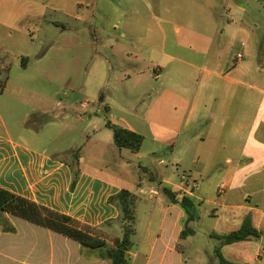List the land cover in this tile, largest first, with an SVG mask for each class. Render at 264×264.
<instances>
[{"label": "crops", "instance_id": "0c3cea01", "mask_svg": "<svg viewBox=\"0 0 264 264\" xmlns=\"http://www.w3.org/2000/svg\"><path fill=\"white\" fill-rule=\"evenodd\" d=\"M142 1L147 9L140 18L137 16V9L131 8L125 0H118L116 3L118 8H126L125 18L134 20L123 18L118 22L121 35L128 37L131 43L136 40L149 43L151 32L158 29L164 35V44L167 45L214 46L227 40L226 31L232 34L239 28L245 30L246 16H255L252 19L256 26L259 25L257 22L260 21L261 14L264 16L261 9L256 10L249 3L246 4L249 0ZM91 4L99 7L97 0ZM12 6L10 26L22 14L31 15L37 10L49 8L48 5L30 0H13ZM219 27H225L223 33ZM114 29L118 28L114 26ZM206 30L215 32H203ZM172 35L175 38L173 42ZM242 45L246 46V43L243 42ZM197 52L205 56L207 61L211 56L208 51ZM239 54L243 58L238 59L237 63L245 58L243 53ZM175 59L163 52L162 62H155L157 70L154 72L157 73L161 90L156 89V96L146 117L159 126L163 123L160 111L169 97H176L184 108L192 106L186 121L193 116L195 100L191 102L182 98L164 81L170 72V63ZM179 60L189 66L195 65L187 56ZM229 65L230 61L226 60L223 68L228 69ZM232 74L235 76H231ZM215 75L222 79L223 86L219 88L220 92L217 88L213 89L215 93L210 92L211 104H205L208 124L201 144L205 145L206 150H199L193 165L198 176L202 179L208 177L210 173L207 170L220 152L215 165L219 179L217 183L207 184L206 181L198 182L196 178L192 181L197 182L196 185L187 188L192 184L189 182L186 183L187 187H179L178 191L185 192L194 203L190 221L185 209L170 200L164 208H160L161 213H157V203L160 200L158 196L160 189L164 187L163 182L155 179L148 162L144 166L139 162L138 166L149 174L150 183L145 184L141 178L133 176L134 159L145 157L141 149L139 152L128 148L119 149L114 142L116 158L113 166L103 163L95 155L86 157L80 150L71 153L72 161H69L51 154L47 148L38 149L29 142L14 138L0 117V188L97 229L96 234L107 242L104 248H90L49 228L0 211V264H112L103 255L115 246L116 238L122 237L120 231L123 235V228L121 210L110 202V198L123 189L130 190L138 197L139 194L147 196L154 203L148 213L140 243L132 241L129 264H188L182 242L195 233L193 229L197 224H204L206 219L207 230L204 229L203 232L206 231L212 238L216 236V256L220 249L229 262L264 264V86L248 83L240 78L242 73L235 70L228 74L216 72ZM127 76L133 78L131 74ZM146 76L147 73L141 71L134 74L140 83L138 87L143 86ZM183 84L188 85V82ZM227 84L232 87H227ZM219 98L223 103L215 104ZM27 116L28 124L38 118L35 114ZM186 123L180 121L179 126L185 127ZM113 125L134 131L126 122H121L120 126ZM29 130L40 132L38 126H35V130ZM181 142L184 148L194 147L195 137L190 136L184 141L180 138ZM204 156L207 164L202 166ZM180 161L183 163L182 157ZM156 180L159 194L152 195L151 190L157 189L154 186ZM137 210L138 207L136 214ZM249 215L261 236L258 239L222 245L217 236L238 230ZM3 223L8 224L6 228ZM187 225L192 234L181 239V233ZM137 232L136 228V234ZM206 255L211 262L213 253L208 251ZM197 264L205 263L199 261Z\"/></svg>", "mask_w": 264, "mask_h": 264}, {"label": "rangeland", "instance_id": "374dc122", "mask_svg": "<svg viewBox=\"0 0 264 264\" xmlns=\"http://www.w3.org/2000/svg\"><path fill=\"white\" fill-rule=\"evenodd\" d=\"M30 1L48 5L49 8L37 10L31 15L22 14L10 26L13 0H0V90L3 81H6L4 92L0 94V117L14 138L29 142L38 149L47 148L51 154L69 161H72L71 153L80 150L86 157L95 155L103 163L113 166L116 147L113 131L106 124L110 121L120 126L121 122H126L145 138L141 148L145 157L141 156L140 160L133 158V176L141 178L145 184L150 183L149 174L138 166L139 162L142 166L148 162L155 179L163 182L157 213L169 201L163 191L165 187L174 191H178L180 186L187 187L183 175L189 176L192 183L187 188L196 185L197 182H192L196 178L201 183H217L219 175L215 172V165L220 152L207 170L210 173L208 177L202 179L198 176L193 165L199 150H206L201 142L206 136L208 124L205 104H211L210 92L216 88L220 92L219 88L223 86L216 72L228 74L239 71L243 80L264 86L262 14L258 26L252 19L255 16H246V29H236L232 34L226 31L227 40L222 43L179 46L164 44L166 40L158 29L151 32L147 44L137 40L131 43L128 37H123L118 22L125 18L126 8H118V0H97L99 7L91 4L96 0ZM125 2L137 9L139 18L147 9L142 0ZM248 3L250 7L264 12V0L246 1ZM114 26L118 29L115 30ZM224 28L219 27L220 32L223 33ZM203 32L210 34L215 31ZM173 36L171 42L175 40ZM243 42L246 46H241ZM197 50L208 51L211 54L208 61ZM163 52L176 58L170 63V72L164 81L176 94L195 102L193 116L186 121L192 106L184 108L176 97L167 98L160 111L163 123L159 126L150 122L146 115L156 96V89L161 90L154 70H157L155 62H162ZM240 52L245 58L237 63ZM184 56L195 65L189 66L179 60ZM226 60L230 61L228 69L223 68ZM137 71L147 73L142 87H138L140 83L134 77ZM130 74L133 76L131 79L127 76ZM186 81L188 85L183 84ZM227 87L232 85L227 84ZM222 101L219 98L214 103L221 104ZM27 114L38 115V118L28 124ZM180 121L183 124L187 122V125L180 127ZM35 126L40 132L29 130H35ZM190 136L195 137V145L184 148L180 138L184 141ZM201 162L202 166L207 164L205 156ZM156 181L154 186L158 189ZM153 204L147 196L139 194L138 232L132 239L135 243L141 241ZM204 221V224H197L193 229L195 233L182 242L188 264L199 261L220 264L214 253L218 241L216 236L212 238L209 233L203 232L207 230L208 220ZM120 234L122 236L121 231ZM208 251L213 253L211 262L206 255Z\"/></svg>", "mask_w": 264, "mask_h": 264}, {"label": "trees", "instance_id": "16d2710c", "mask_svg": "<svg viewBox=\"0 0 264 264\" xmlns=\"http://www.w3.org/2000/svg\"><path fill=\"white\" fill-rule=\"evenodd\" d=\"M5 83L6 81H3L0 93L3 92L6 86ZM102 98L103 95H101V100H103ZM107 109L109 108L107 107ZM107 127L113 131L114 142L119 149L128 148L133 152L140 151L145 139L143 135L127 128L116 127L110 121L107 122ZM163 191L171 203L180 204L185 209L189 216L188 221H190L192 217L191 208L194 206L191 198L183 191H174L166 187ZM137 201L138 196L128 189H123L110 198V202L116 204L121 210L123 228L122 237L116 238L114 240L115 246L108 249L103 255L104 258L110 259L112 264H129V251L133 246L132 239L136 234ZM0 211L11 213L37 225L49 228L90 248H104L107 245L106 240L94 232L95 228L83 225L68 215L38 205L3 188H0ZM3 225L6 228L8 224L3 223ZM190 234H192V231L187 225L181 233V239L187 238ZM260 236V231L254 227L253 220L249 215L244 220L241 228L225 235H218L217 238L222 245H231L258 239ZM217 256L220 264H235L227 261L221 254L220 249L217 250Z\"/></svg>", "mask_w": 264, "mask_h": 264}, {"label": "built area", "instance_id": "2783aa9c", "mask_svg": "<svg viewBox=\"0 0 264 264\" xmlns=\"http://www.w3.org/2000/svg\"><path fill=\"white\" fill-rule=\"evenodd\" d=\"M242 58H243V55H242V54H239V55H238V59H242ZM161 163H162V162H161ZM189 179H190L189 176L183 175V180L186 181V183H188V184H189V182H190ZM151 194H152V195H157V194H159L158 189H152V190H151Z\"/></svg>", "mask_w": 264, "mask_h": 264}]
</instances>
